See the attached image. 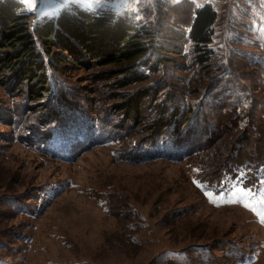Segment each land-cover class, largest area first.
<instances>
[{
	"label": "rangeland",
	"instance_id": "1",
	"mask_svg": "<svg viewBox=\"0 0 264 264\" xmlns=\"http://www.w3.org/2000/svg\"><path fill=\"white\" fill-rule=\"evenodd\" d=\"M67 1L25 0V5L52 13ZM75 1L93 7L117 6L120 0ZM241 5L223 34L236 1L214 2L222 12L212 45L251 88L264 131V0ZM248 10L258 12L262 22L249 31L241 26V34L237 22ZM229 49L236 50L233 57ZM67 58L53 65L54 88L47 99V105L60 104L67 93L70 106L59 105L60 119H40L43 106L26 99L25 85L13 89L9 68L0 64V264H264V165L251 175L227 174L208 185L199 168L206 157L170 155V136L147 144L150 154L138 155V129L150 109L137 114L138 122L128 116L130 87L116 84L122 74L101 73L114 65ZM164 66L171 71L173 61ZM129 126L136 133L125 137ZM205 150L210 157V148ZM204 191L235 192L236 203L212 204Z\"/></svg>",
	"mask_w": 264,
	"mask_h": 264
},
{
	"label": "trees",
	"instance_id": "2",
	"mask_svg": "<svg viewBox=\"0 0 264 264\" xmlns=\"http://www.w3.org/2000/svg\"><path fill=\"white\" fill-rule=\"evenodd\" d=\"M235 1L236 6L224 18L223 34L230 31L227 22L247 0ZM82 5L68 0L55 12L35 13L26 8L25 0H0V64L9 68L13 89L25 88L26 99L43 106L40 119L64 118V110L57 109L63 103L70 106L67 93L61 95L60 104L47 105L54 88L53 65L66 64L67 55L90 64H112L113 69L101 73L103 78L106 72L113 77L122 74L116 84L130 87L124 108L128 116L138 122L137 114L141 117L150 109L148 121L138 129L140 138L134 146L138 155L150 154L147 144L170 136L169 147L165 145L170 155L179 151L178 157L184 155V159L195 154L206 157L199 168L208 185L219 184L227 174L251 175L264 165L258 101L226 56L212 45L222 11L210 2L196 0ZM255 22H262L260 15L248 10L236 28L242 34L241 26L249 31ZM234 53L236 50L229 49L230 57ZM172 54L185 62H177ZM169 61H173L171 71L164 66ZM202 80L206 84L194 86ZM131 128L125 129V137L136 133ZM206 148H210L211 158L206 156Z\"/></svg>",
	"mask_w": 264,
	"mask_h": 264
},
{
	"label": "snow or ice",
	"instance_id": "3",
	"mask_svg": "<svg viewBox=\"0 0 264 264\" xmlns=\"http://www.w3.org/2000/svg\"><path fill=\"white\" fill-rule=\"evenodd\" d=\"M36 3H38V0H31V4L35 5ZM90 10V9H89ZM194 184H196L197 187H200V183L197 181H193ZM239 191V190H237ZM204 195L205 197L208 199V201L212 204H218V203H236V200L234 199L235 197V192L231 193V194H225L224 192H221L217 195H214L212 191H204ZM226 195L228 196V198L226 199ZM245 195H250V193H245ZM261 204H264V199H261L260 201ZM246 208L250 207V205L245 204L244 205Z\"/></svg>",
	"mask_w": 264,
	"mask_h": 264
},
{
	"label": "crops",
	"instance_id": "4",
	"mask_svg": "<svg viewBox=\"0 0 264 264\" xmlns=\"http://www.w3.org/2000/svg\"><path fill=\"white\" fill-rule=\"evenodd\" d=\"M196 1H202V3H204V2H210L211 4L214 5V2L216 3L217 0H196Z\"/></svg>",
	"mask_w": 264,
	"mask_h": 264
},
{
	"label": "bare ground",
	"instance_id": "5",
	"mask_svg": "<svg viewBox=\"0 0 264 264\" xmlns=\"http://www.w3.org/2000/svg\"><path fill=\"white\" fill-rule=\"evenodd\" d=\"M262 259H263V258H262ZM258 261H260V259H259ZM257 264H260V263L257 262Z\"/></svg>",
	"mask_w": 264,
	"mask_h": 264
}]
</instances>
